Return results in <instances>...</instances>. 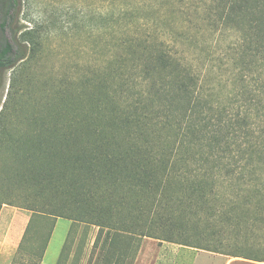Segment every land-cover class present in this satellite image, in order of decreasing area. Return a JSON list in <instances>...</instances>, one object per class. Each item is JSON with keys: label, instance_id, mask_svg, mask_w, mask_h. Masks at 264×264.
Segmentation results:
<instances>
[{"label": "trees", "instance_id": "trees-1", "mask_svg": "<svg viewBox=\"0 0 264 264\" xmlns=\"http://www.w3.org/2000/svg\"><path fill=\"white\" fill-rule=\"evenodd\" d=\"M20 5L0 0V74L36 57ZM122 14L105 59L59 79L40 112L0 110V178L31 212L10 264H40L58 217L99 228L98 264L133 259L145 236L264 264V0H211L201 40ZM37 218L50 225L25 257Z\"/></svg>", "mask_w": 264, "mask_h": 264}, {"label": "rangeland", "instance_id": "rangeland-1", "mask_svg": "<svg viewBox=\"0 0 264 264\" xmlns=\"http://www.w3.org/2000/svg\"><path fill=\"white\" fill-rule=\"evenodd\" d=\"M210 1L21 0L18 17L13 22V27H17L18 34L36 28L39 44L36 57L31 62L23 67L18 63L13 68L1 72L0 110L10 99L8 104L20 105L23 115L32 111L40 112L42 101L46 100L47 94L50 95L51 86H54L59 79L67 76L80 78L95 62L103 61L113 39L109 33L111 25L113 24L120 34L125 30L127 19H124L123 14L118 18L120 17L118 13L122 9L128 8L131 15L139 17L137 22L144 23L151 29L155 28L166 39L173 38L171 33L185 30L201 40L209 35L208 20L204 11ZM180 7H183L182 13L176 11ZM112 12L119 21L109 20ZM132 28H134L133 23ZM169 29H172V32ZM217 34V32L212 34V38ZM216 44L212 42L210 45L218 52L219 48ZM177 46L179 47L177 50L186 48L182 44ZM222 53L220 49V54ZM231 88L232 85L228 83L224 91ZM5 184L0 178V199L13 204L4 203L0 207V238L6 224H9L12 218L19 219V224L24 226L31 213L26 208L14 205L22 201L20 189ZM49 225L48 219H35L24 242L25 251H21L23 256L26 257L31 246L46 235ZM98 229L93 224L71 221L63 217L56 218L40 264H98L99 246L95 249L93 247ZM137 242L139 245L135 257L133 259L128 257L123 264H262L239 256L147 236L137 238L134 244ZM14 253L6 251L7 257L1 258L0 264H10Z\"/></svg>", "mask_w": 264, "mask_h": 264}, {"label": "crops", "instance_id": "crops-1", "mask_svg": "<svg viewBox=\"0 0 264 264\" xmlns=\"http://www.w3.org/2000/svg\"><path fill=\"white\" fill-rule=\"evenodd\" d=\"M27 219H29V216ZM18 220L19 219L15 220L14 218H12L9 224L7 223L6 227L4 228V233L0 238V259L4 258L5 256L7 257V255H5L6 251L14 253L20 242L26 224L22 226L19 224ZM21 226L24 227L23 230H21Z\"/></svg>", "mask_w": 264, "mask_h": 264}]
</instances>
